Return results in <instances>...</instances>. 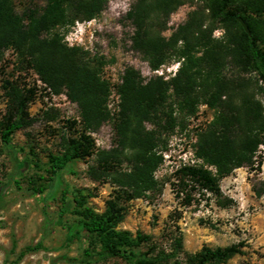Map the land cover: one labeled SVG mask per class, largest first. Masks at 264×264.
Wrapping results in <instances>:
<instances>
[{"label": "trees", "instance_id": "16d2710c", "mask_svg": "<svg viewBox=\"0 0 264 264\" xmlns=\"http://www.w3.org/2000/svg\"><path fill=\"white\" fill-rule=\"evenodd\" d=\"M29 1L33 2L18 13L13 0H0V58L5 50H13L18 62L31 69L51 94L63 93L77 107L79 129L76 135L62 139L58 153L48 154L50 172L57 177L75 160L91 158L87 176L113 189L101 213L86 204L91 193L73 198V211L82 228L99 246L98 250L85 249L83 257L101 264L111 257L132 264H220L240 254L243 242L215 248L202 246L182 261L171 252L153 247L134 252L140 244L150 242L151 236L139 231L132 235L117 226L124 218L126 202L160 192L155 171L163 161L161 135L172 132L177 123L168 102L170 97L179 112L188 116L194 114L199 103L214 110L193 145L194 157L200 163L174 171L170 185L176 198L186 205L194 192L219 199V181L236 168L253 165L258 147H264V107L254 93L244 91L242 82L224 78L221 69L227 59L240 71L254 73L262 83L258 89L264 96V0H206L204 9L209 21L223 30L224 40L217 45L204 39L205 28L194 20L195 13L168 38L152 32V16L163 20V28L183 0H134L123 16L134 28L130 48L141 54L152 70L170 56L181 62L173 76H155L146 81L133 67H124L116 86L119 109L114 117L106 108L109 82L100 75L102 63L96 66L80 48L67 46L59 32L76 20L97 17L107 0ZM237 17L245 23L249 35ZM213 29L209 27L208 32ZM195 49L201 51L200 56H195ZM3 89L7 104L0 114V143L8 147L12 134L34 120L28 105L35 92L19 87L15 80L5 81ZM108 120H113L112 145L95 149L90 134ZM253 191L264 198L262 188ZM174 241L181 249L180 238ZM35 248L25 247L17 259Z\"/></svg>", "mask_w": 264, "mask_h": 264}, {"label": "rangeland", "instance_id": "374dc122", "mask_svg": "<svg viewBox=\"0 0 264 264\" xmlns=\"http://www.w3.org/2000/svg\"><path fill=\"white\" fill-rule=\"evenodd\" d=\"M21 13L33 1L13 0ZM134 0H107L105 9L90 20H76L69 27L60 28L67 46L80 48L86 58L98 66L100 75L109 83L119 80L124 67L136 69L143 81L155 76L167 79L176 72L181 60L170 56L157 69L152 70L147 60L130 48L134 28L123 19ZM206 0H183L164 22L152 16L150 28L164 38L184 24L194 14V20L203 23L204 39L211 45L224 40L223 30L211 23L205 10ZM213 27L211 33L209 27ZM201 51L195 49V56ZM224 78L242 82L245 92L255 94L264 107V96L254 73H246L225 60L221 69ZM21 88L35 92L28 105L34 119L26 128L14 132L9 146L0 143V264H101L83 257L85 249L98 250L97 241L82 228L74 213V196L91 193L86 204L101 213L105 201L113 195L107 183L92 181L86 174L91 158L75 160L69 170L57 177L50 172L48 154L60 151L62 139L76 135L78 110L63 93L54 95L38 80L36 74L17 60L13 50L7 49L0 58V114L7 98L4 82L13 81ZM170 93V92H169ZM174 111L176 126L172 132L161 135L162 163L155 171L160 192L125 203V212L118 229L132 235L139 231L151 236V241L134 248V252L149 248L171 252L184 260L202 246L224 247L243 242L242 252L220 264H264V198L254 193L264 190V147L260 145L250 167L234 169L219 181L220 197L194 192L190 204L176 198L171 182L174 171L183 165L199 164L194 157L193 145L197 133L211 121L214 110L199 103L193 115L179 112L174 98L168 99ZM77 122L75 125L70 122ZM148 126V125H147ZM95 149H108L112 145L113 120L105 122L97 132L90 134ZM223 203L225 206H221ZM180 238L181 249L175 239ZM91 241V243H89ZM31 246L17 259L21 250ZM105 264H132L119 257L107 258Z\"/></svg>", "mask_w": 264, "mask_h": 264}, {"label": "built area", "instance_id": "2783aa9c", "mask_svg": "<svg viewBox=\"0 0 264 264\" xmlns=\"http://www.w3.org/2000/svg\"><path fill=\"white\" fill-rule=\"evenodd\" d=\"M158 75H161L157 70L154 71ZM120 82V79H112V83H109V96L106 102V108L109 111L110 115L114 117L116 113L118 112V103H119V97L116 91V86Z\"/></svg>", "mask_w": 264, "mask_h": 264}, {"label": "water", "instance_id": "95a60500", "mask_svg": "<svg viewBox=\"0 0 264 264\" xmlns=\"http://www.w3.org/2000/svg\"><path fill=\"white\" fill-rule=\"evenodd\" d=\"M237 21H238V23L240 24V26L242 27V29L244 30V32H245L247 35H249V34H250V33H249V30H248L247 26L245 25V23L242 21V19L239 18V17H237Z\"/></svg>", "mask_w": 264, "mask_h": 264}]
</instances>
